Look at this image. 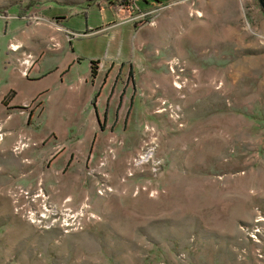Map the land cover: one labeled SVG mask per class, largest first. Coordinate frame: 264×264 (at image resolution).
Here are the masks:
<instances>
[{
  "label": "rangeland",
  "instance_id": "rangeland-1",
  "mask_svg": "<svg viewBox=\"0 0 264 264\" xmlns=\"http://www.w3.org/2000/svg\"><path fill=\"white\" fill-rule=\"evenodd\" d=\"M88 1L0 0V33ZM151 1L179 20L155 44L133 22L135 89L95 147L3 151L0 129V264H264V0Z\"/></svg>",
  "mask_w": 264,
  "mask_h": 264
},
{
  "label": "crops",
  "instance_id": "crops-1",
  "mask_svg": "<svg viewBox=\"0 0 264 264\" xmlns=\"http://www.w3.org/2000/svg\"><path fill=\"white\" fill-rule=\"evenodd\" d=\"M95 1L74 9L45 2L33 7L32 16L4 19L0 33L3 151L24 137L30 148H75L82 156L102 139L105 118L114 116L133 94V86L122 96V89L116 87L119 78L125 85L131 78L129 72L133 74L128 62L136 55L139 38L132 36L136 25L122 21L106 4ZM147 1V7L159 3ZM178 20L160 14L155 21L171 24ZM155 21L146 27L148 44L161 41L157 28L152 27ZM124 33L131 34L130 40L124 39ZM10 45L18 48L12 51ZM25 51L36 57L27 75L21 64ZM91 61L96 62L93 75Z\"/></svg>",
  "mask_w": 264,
  "mask_h": 264
},
{
  "label": "built area",
  "instance_id": "built-area-1",
  "mask_svg": "<svg viewBox=\"0 0 264 264\" xmlns=\"http://www.w3.org/2000/svg\"><path fill=\"white\" fill-rule=\"evenodd\" d=\"M101 1L106 4L107 8L113 12V14L118 15L120 19L124 17H129L131 22H136L139 20L145 19L147 23L154 24L153 16L157 11L156 5L148 6V10L142 12V5L140 4L141 0H96ZM10 50L15 51L18 46L10 45ZM21 64L23 65V74L27 75L28 69L35 62L36 57L30 52L25 51L21 54ZM18 140L15 143L14 150H18L21 147H24V144L27 146V140L22 141Z\"/></svg>",
  "mask_w": 264,
  "mask_h": 264
},
{
  "label": "trees",
  "instance_id": "trees-1",
  "mask_svg": "<svg viewBox=\"0 0 264 264\" xmlns=\"http://www.w3.org/2000/svg\"><path fill=\"white\" fill-rule=\"evenodd\" d=\"M96 62L95 61H91V72H92V75L95 74V69H96ZM129 76L131 77V71L129 72ZM94 100H95V97L92 98L91 100V105L94 103Z\"/></svg>",
  "mask_w": 264,
  "mask_h": 264
},
{
  "label": "bare ground",
  "instance_id": "bare-ground-1",
  "mask_svg": "<svg viewBox=\"0 0 264 264\" xmlns=\"http://www.w3.org/2000/svg\"><path fill=\"white\" fill-rule=\"evenodd\" d=\"M196 15H197V17H200L201 16V13L200 12H197Z\"/></svg>",
  "mask_w": 264,
  "mask_h": 264
}]
</instances>
